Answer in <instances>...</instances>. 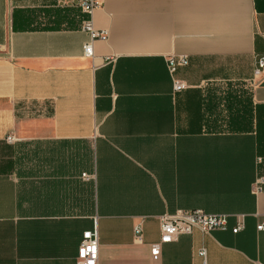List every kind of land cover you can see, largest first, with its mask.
<instances>
[{"label":"crops","instance_id":"1","mask_svg":"<svg viewBox=\"0 0 264 264\" xmlns=\"http://www.w3.org/2000/svg\"><path fill=\"white\" fill-rule=\"evenodd\" d=\"M100 2L89 57L79 7L0 0V264H76L94 227L97 264H264V0ZM177 210L229 226L154 257Z\"/></svg>","mask_w":264,"mask_h":264},{"label":"built area","instance_id":"2","mask_svg":"<svg viewBox=\"0 0 264 264\" xmlns=\"http://www.w3.org/2000/svg\"><path fill=\"white\" fill-rule=\"evenodd\" d=\"M62 4L74 5L79 7L86 15L82 24V29L90 35V41L84 46L85 55L92 57L94 55V42L97 39L106 40L107 32L99 31L94 27L93 13L101 6L100 0H60ZM189 58L185 54L171 55L168 58V68L173 78L174 91L179 92L185 89L186 84L175 77L180 67L186 66ZM256 78L264 76V56L258 58L254 71ZM252 81V85L255 84ZM13 140L12 137H8ZM254 192L260 194L264 192V177L259 176L254 183ZM229 215L227 214H208L203 210H177L174 214H163L160 216L161 224V240L157 244L152 245V253L154 257L160 255V246L164 243H170L177 240L182 233H191L193 229L198 228L206 233H210L215 229L226 230L229 226ZM259 222L257 229L264 231V212L259 213ZM245 227V216H237V223L232 228L233 233H238ZM136 240L142 241V225L135 226ZM203 256L206 255L205 249L201 250ZM99 257V233L96 227L83 233V239L79 246L76 264H97Z\"/></svg>","mask_w":264,"mask_h":264}]
</instances>
